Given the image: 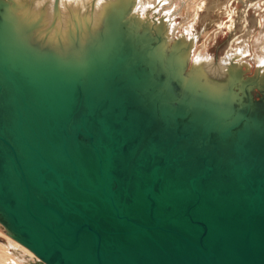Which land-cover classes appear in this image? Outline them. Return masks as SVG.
Masks as SVG:
<instances>
[{
	"label": "water",
	"instance_id": "water-1",
	"mask_svg": "<svg viewBox=\"0 0 264 264\" xmlns=\"http://www.w3.org/2000/svg\"><path fill=\"white\" fill-rule=\"evenodd\" d=\"M0 0V223L46 264H264V85L185 78L116 5L87 32Z\"/></svg>",
	"mask_w": 264,
	"mask_h": 264
},
{
	"label": "bare ground",
	"instance_id": "bare-ground-1",
	"mask_svg": "<svg viewBox=\"0 0 264 264\" xmlns=\"http://www.w3.org/2000/svg\"><path fill=\"white\" fill-rule=\"evenodd\" d=\"M8 6L24 18L31 21L39 19L42 21L41 32L49 26V23L56 28L66 31L78 27L77 32H87L97 28L99 21L106 16L114 6L120 5L125 13L127 26L133 31L150 34L160 41L161 48L166 53L173 52L180 65V70L185 78L199 80L203 83L225 84L229 80L234 81L236 88L241 90L243 84L252 86L253 91L264 85V70L260 67H252L247 61L238 62V56L229 54L218 59L211 58L204 62L207 51L194 54L196 64L191 62L193 44L184 38L173 37L162 23L164 18L153 16L140 17L134 10L136 0H5ZM141 1V0H140ZM199 5V3H198ZM198 5L196 15L198 11ZM184 39V40H183ZM205 42V41H204ZM206 48V44L203 46ZM205 50V49H204ZM264 53V47H262ZM231 53V52H230ZM233 53V51H232ZM201 55V57H200ZM221 59V60H220ZM256 88H254V87ZM0 228L5 241L1 243L4 255L0 258V264H46L28 248L11 238L0 223ZM1 235V234H0ZM3 236V235H2ZM2 251V250H0ZM2 253V252H1Z\"/></svg>",
	"mask_w": 264,
	"mask_h": 264
},
{
	"label": "rangeland",
	"instance_id": "rangeland-1",
	"mask_svg": "<svg viewBox=\"0 0 264 264\" xmlns=\"http://www.w3.org/2000/svg\"><path fill=\"white\" fill-rule=\"evenodd\" d=\"M133 11L148 19L155 11L156 17L166 20L162 23L168 34L190 40L194 64V54L198 57L207 51L204 62L229 53L238 56V62L245 60L264 70V0H136ZM0 234L2 257L1 243L7 235L1 228Z\"/></svg>",
	"mask_w": 264,
	"mask_h": 264
}]
</instances>
